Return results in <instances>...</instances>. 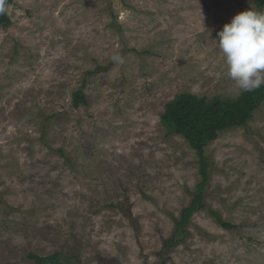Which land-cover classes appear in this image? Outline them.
<instances>
[{
  "label": "rangeland",
  "instance_id": "rangeland-1",
  "mask_svg": "<svg viewBox=\"0 0 264 264\" xmlns=\"http://www.w3.org/2000/svg\"><path fill=\"white\" fill-rule=\"evenodd\" d=\"M256 0H14L0 28V264H264V104L206 147V211L162 253L201 181L161 117L234 99L218 32ZM120 57L114 61L113 57ZM84 85L88 105L75 107ZM132 213L138 227L131 224Z\"/></svg>",
  "mask_w": 264,
  "mask_h": 264
},
{
  "label": "trees",
  "instance_id": "trees-1",
  "mask_svg": "<svg viewBox=\"0 0 264 264\" xmlns=\"http://www.w3.org/2000/svg\"><path fill=\"white\" fill-rule=\"evenodd\" d=\"M13 2L14 0H0V28L12 25L6 7ZM255 5L257 10H264V0H256ZM263 104L264 84L252 91H242L234 99L221 97L208 99L186 93L166 105L161 122L169 134L182 136L196 152L199 159L201 181L192 195L193 199L190 205L182 210L180 218H174L175 230L173 235L163 242V254L173 251L189 241L191 236L189 227L197 213L206 211L225 230L236 228L235 225L226 222L221 214L207 203L212 161L206 156V147L215 141L221 133L246 126ZM73 105L77 108L88 105L84 85L74 93ZM127 216L131 224L138 227V223L129 210ZM60 257L61 254H54L50 257H41L35 254L29 256L36 264H61Z\"/></svg>",
  "mask_w": 264,
  "mask_h": 264
},
{
  "label": "clouds",
  "instance_id": "clouds-1",
  "mask_svg": "<svg viewBox=\"0 0 264 264\" xmlns=\"http://www.w3.org/2000/svg\"><path fill=\"white\" fill-rule=\"evenodd\" d=\"M215 42L237 89L252 91L264 84V10L238 13Z\"/></svg>",
  "mask_w": 264,
  "mask_h": 264
}]
</instances>
